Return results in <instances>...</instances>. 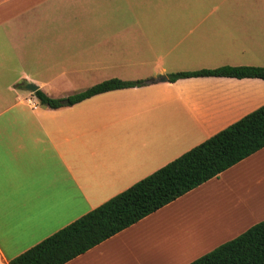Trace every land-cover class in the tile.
I'll list each match as a JSON object with an SVG mask.
<instances>
[{"label": "crops", "instance_id": "crops-1", "mask_svg": "<svg viewBox=\"0 0 264 264\" xmlns=\"http://www.w3.org/2000/svg\"><path fill=\"white\" fill-rule=\"evenodd\" d=\"M242 65L264 0H0V264L262 106V78H169ZM113 78L145 83L64 103ZM262 220L264 148L65 264H189Z\"/></svg>", "mask_w": 264, "mask_h": 264}, {"label": "trees", "instance_id": "trees-1", "mask_svg": "<svg viewBox=\"0 0 264 264\" xmlns=\"http://www.w3.org/2000/svg\"><path fill=\"white\" fill-rule=\"evenodd\" d=\"M194 76L264 79V66H224L170 74L171 81ZM144 80H105L71 95L75 103L109 90L139 86ZM34 94L53 108L60 99L41 89ZM264 148V104L212 135L129 188L27 249L9 264H65L135 224L188 191ZM189 264H264V220Z\"/></svg>", "mask_w": 264, "mask_h": 264}, {"label": "water", "instance_id": "water-1", "mask_svg": "<svg viewBox=\"0 0 264 264\" xmlns=\"http://www.w3.org/2000/svg\"><path fill=\"white\" fill-rule=\"evenodd\" d=\"M167 79H168L167 76H161L159 78L152 79V81H165ZM27 88L32 92H35L38 89V87L33 83L27 84ZM68 102L69 100L64 101V103H68Z\"/></svg>", "mask_w": 264, "mask_h": 264}]
</instances>
